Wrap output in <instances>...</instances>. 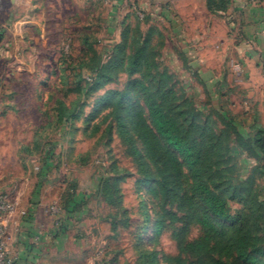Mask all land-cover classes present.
<instances>
[{
	"label": "rangeland",
	"instance_id": "1",
	"mask_svg": "<svg viewBox=\"0 0 264 264\" xmlns=\"http://www.w3.org/2000/svg\"><path fill=\"white\" fill-rule=\"evenodd\" d=\"M153 1L142 6L139 0H0V191L9 192L26 212L16 218L35 217L33 225L59 238L65 246L61 256L54 255L59 264H141L140 248L155 251L158 264L179 256L174 233L182 225L171 215L181 213L154 199L148 186L136 190L135 159L115 127L111 139L106 133L113 107L102 104L90 117L98 99L128 83L133 87L123 105L125 121H134L136 113L148 120L150 95L191 138L199 141L202 133L218 143L212 178L230 193L243 184L242 193L256 197L257 245L264 249V163L237 141V130L255 128L256 118L240 106L238 92L225 95L220 80L199 75L188 64L184 51L190 40ZM177 5L185 33L197 28L195 8L212 33H227L205 0ZM226 44L217 50L224 53ZM138 49L144 63L128 75L124 68L128 63L131 68ZM114 58L123 59V68L113 69L115 76L101 89L88 91L97 66ZM226 62L235 73H245L237 60ZM65 106L77 112L72 121L62 112ZM137 144L144 150L138 138ZM158 172L164 175L163 169ZM181 172L188 192L184 166ZM105 178L118 179L111 202L100 190ZM228 203L231 211L241 207L235 200ZM162 209L167 213L156 236L154 223ZM200 232L191 225L185 239ZM180 256L182 264L194 260Z\"/></svg>",
	"mask_w": 264,
	"mask_h": 264
},
{
	"label": "trees",
	"instance_id": "2",
	"mask_svg": "<svg viewBox=\"0 0 264 264\" xmlns=\"http://www.w3.org/2000/svg\"><path fill=\"white\" fill-rule=\"evenodd\" d=\"M229 2L230 0H205L207 9L211 13L219 14L226 11ZM142 50L138 49L131 59V68L129 69V63L124 68L128 75L130 72H139L143 65ZM123 62V59L114 58L98 65L88 91L101 89L115 76L113 69L123 68ZM131 85L128 83L123 91H107L96 102L90 117L95 115V111L102 104L113 107L112 119L106 133L111 139L112 129L115 127L118 136L135 159L138 174L135 181L136 190L148 186L149 194L154 199L163 200L165 204H174L181 213L179 216L175 213L171 215V221H179L182 225L174 233L179 256L166 260L170 264H182L185 260L180 255L187 254L194 258L188 264H233L227 261L228 258H233L240 264H264V249L257 245L258 217L254 215L257 209L256 197L245 196L242 193L243 184L230 193L229 189L215 183L212 178L211 166L215 158L220 157L218 143L213 142L209 135L202 133L199 135L201 137L199 141L191 138L188 132L182 131L175 116L150 95L145 101L148 120L140 113H136L134 121L130 123L125 121L123 112L128 108L123 105L129 98L130 89L133 87ZM62 112L70 121L77 116L75 109L71 110L70 107L65 106ZM253 122L255 128L249 131L242 128L237 130V141L252 157L264 163V126L257 119ZM137 138L144 150L138 147ZM182 166L185 167L190 180L188 192L183 190L180 182ZM160 169H163L164 175H160L161 172H158ZM117 180L105 178L101 181L103 184L100 190L107 196L105 197L107 202H111L112 193L118 190L117 187L114 189ZM229 200H235L241 207L231 211ZM162 210L154 223L156 236L164 226L167 211ZM144 220L146 222L148 217ZM191 225H198L201 232L197 238L186 240L185 235ZM139 252L141 264H158L155 251L140 248Z\"/></svg>",
	"mask_w": 264,
	"mask_h": 264
},
{
	"label": "crops",
	"instance_id": "3",
	"mask_svg": "<svg viewBox=\"0 0 264 264\" xmlns=\"http://www.w3.org/2000/svg\"><path fill=\"white\" fill-rule=\"evenodd\" d=\"M177 1L179 0H154L153 3L171 21V25L175 29H182L181 33L185 34L187 41L190 40L191 47L184 51L188 64L199 75L220 80L222 88L227 89L225 95L228 96L232 91L238 92L240 106L252 112L254 118L264 126L263 0H230L225 12H220V15L213 13V16L223 20L227 32L225 36L209 30L199 8H195L192 18L197 28L193 30V34L185 33ZM139 2L146 6V0ZM224 41L228 44L222 46L224 53H221L217 49ZM228 59L237 60L238 65L245 68V73H235L226 62ZM16 217L7 220V243L16 257L14 264H59L61 260H57L56 256L65 250V246L59 243V238L47 228L40 229L33 225L35 217H23L21 221ZM16 226L18 227L15 228ZM36 238L38 244L35 243ZM50 239L51 245L48 244Z\"/></svg>",
	"mask_w": 264,
	"mask_h": 264
},
{
	"label": "built area",
	"instance_id": "4",
	"mask_svg": "<svg viewBox=\"0 0 264 264\" xmlns=\"http://www.w3.org/2000/svg\"><path fill=\"white\" fill-rule=\"evenodd\" d=\"M17 215L25 216L26 212L18 209L17 202L10 193L0 192V264H14L16 259L7 243V220L13 219ZM35 240V243L38 244V238Z\"/></svg>",
	"mask_w": 264,
	"mask_h": 264
}]
</instances>
